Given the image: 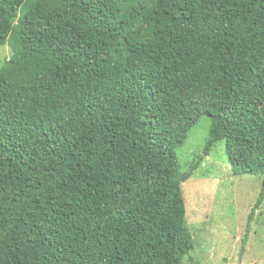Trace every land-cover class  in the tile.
<instances>
[{
  "label": "trees",
  "instance_id": "16d2710c",
  "mask_svg": "<svg viewBox=\"0 0 264 264\" xmlns=\"http://www.w3.org/2000/svg\"><path fill=\"white\" fill-rule=\"evenodd\" d=\"M7 44L0 264H183L182 184L219 142L234 176H262L250 225L264 202V0H0ZM203 117L204 152L182 172Z\"/></svg>",
  "mask_w": 264,
  "mask_h": 264
},
{
  "label": "rangeland",
  "instance_id": "374dc122",
  "mask_svg": "<svg viewBox=\"0 0 264 264\" xmlns=\"http://www.w3.org/2000/svg\"><path fill=\"white\" fill-rule=\"evenodd\" d=\"M12 54L8 44L0 47V67ZM210 127V118L203 117L178 149L182 172L188 173L190 164L203 154ZM225 152L224 143H217L182 184L186 224L195 242L183 264H264V202L248 226L262 176H234Z\"/></svg>",
  "mask_w": 264,
  "mask_h": 264
},
{
  "label": "water",
  "instance_id": "95a60500",
  "mask_svg": "<svg viewBox=\"0 0 264 264\" xmlns=\"http://www.w3.org/2000/svg\"><path fill=\"white\" fill-rule=\"evenodd\" d=\"M184 181V179L182 180V182ZM240 264H242V262L240 261Z\"/></svg>",
  "mask_w": 264,
  "mask_h": 264
}]
</instances>
